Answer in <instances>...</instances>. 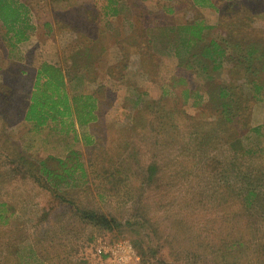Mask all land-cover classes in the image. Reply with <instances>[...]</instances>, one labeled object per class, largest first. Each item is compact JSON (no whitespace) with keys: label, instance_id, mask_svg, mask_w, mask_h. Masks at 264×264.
<instances>
[{"label":"rangeland","instance_id":"374dc122","mask_svg":"<svg viewBox=\"0 0 264 264\" xmlns=\"http://www.w3.org/2000/svg\"><path fill=\"white\" fill-rule=\"evenodd\" d=\"M16 1L35 31L12 47L0 21V264H100L120 241L137 264H264V0ZM111 7L121 14L105 16ZM195 21L206 26L198 57L211 42L232 57L221 70H187L193 54L169 42ZM43 63L72 97L97 98L88 128L25 121ZM80 164L77 188L44 171Z\"/></svg>","mask_w":264,"mask_h":264},{"label":"trees","instance_id":"16d2710c","mask_svg":"<svg viewBox=\"0 0 264 264\" xmlns=\"http://www.w3.org/2000/svg\"><path fill=\"white\" fill-rule=\"evenodd\" d=\"M172 1V0H167ZM195 8H211L213 6L212 0H191ZM173 10L169 9V13ZM105 16L117 17L121 14L118 7L108 9ZM30 14L28 8L18 3L16 0H0V21L2 22L6 32L9 43L12 47H16L20 44L26 43L31 38V33L35 31V27L30 24ZM203 21H195L194 23L184 24L170 29L169 35H174L172 38L173 44H181L189 54H193L191 59L194 60V64L187 67L194 69L201 66L203 72H207L209 65L205 62L213 64V70L218 71L223 68L225 63L232 61V57L226 54L225 49L222 48L216 42H211L209 45L201 46V57L197 56L196 51L199 49V44L202 41V34L206 26ZM177 34V35H176ZM170 40V39H169ZM173 47V46H172ZM175 47V46H174ZM196 48L194 53H191V49ZM174 55L177 56L180 64H183L190 57H185L184 51L180 49L179 45L176 46ZM187 60V61H188ZM244 58L238 59V63L241 64ZM235 61V59H233ZM127 65L124 70H126ZM181 69L182 67L179 66ZM179 79L171 80L169 84H173L174 89L183 88L186 84L183 73L178 74ZM182 75V76H181ZM68 82L64 75V72L49 63H43L37 73L34 91L30 100V105L27 109L25 121L29 124L35 125L39 129L48 127L50 123L61 124L63 130L68 127L67 132H76V129L84 130L88 128L98 116V102L91 94H79L71 96L67 90ZM221 88L222 97L228 96L227 90ZM187 94L188 91H183ZM228 102H224V107L227 108ZM65 132V131H64ZM88 142V141H87ZM90 142V141H89ZM260 152V151H259ZM250 152H245L244 155H248ZM253 154V153H252ZM62 167L67 168V163L59 161ZM44 164H42L43 166ZM43 168V167H42ZM44 169V168H43ZM49 183L54 184L55 188L59 186V180L65 183L68 187L72 186L77 188L79 180L76 179V174L80 172V180L86 178V172L84 167L80 164L77 168L70 170H64V176L54 173V171L45 170ZM58 181V185L55 184V180ZM254 196V193H251ZM250 196V194H249ZM85 219H86V213ZM96 216L95 213L87 214L91 220ZM100 222L105 223L108 230L120 227L116 219H110L105 216L100 217ZM87 220V219H86ZM8 219L4 215V206L0 205V224L8 225ZM88 221V220H87ZM89 222H95L94 220Z\"/></svg>","mask_w":264,"mask_h":264},{"label":"built area","instance_id":"2783aa9c","mask_svg":"<svg viewBox=\"0 0 264 264\" xmlns=\"http://www.w3.org/2000/svg\"><path fill=\"white\" fill-rule=\"evenodd\" d=\"M100 264H137L138 258L134 247L127 241H120L98 251Z\"/></svg>","mask_w":264,"mask_h":264},{"label":"crops","instance_id":"0c3cea01","mask_svg":"<svg viewBox=\"0 0 264 264\" xmlns=\"http://www.w3.org/2000/svg\"><path fill=\"white\" fill-rule=\"evenodd\" d=\"M111 56V53L110 51H108L106 54H105V57H110Z\"/></svg>","mask_w":264,"mask_h":264}]
</instances>
